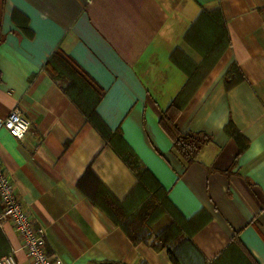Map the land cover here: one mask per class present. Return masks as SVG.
Wrapping results in <instances>:
<instances>
[{
	"label": "crops",
	"instance_id": "1",
	"mask_svg": "<svg viewBox=\"0 0 264 264\" xmlns=\"http://www.w3.org/2000/svg\"><path fill=\"white\" fill-rule=\"evenodd\" d=\"M213 9L230 44L183 91L181 63L204 59L184 36ZM57 49L104 89L96 125L47 70ZM234 61L246 78L226 88ZM179 96V129L212 136L188 166L160 120ZM13 109L31 125L22 138L0 129V160L44 226L53 264H175L169 247L176 264H187L179 237L200 251L203 259L187 247L196 264L235 237L264 264V0H0V118ZM230 120L248 140L241 154L225 131ZM120 145L148 170L135 174ZM149 197L171 210L156 211ZM202 210L205 221L176 222ZM143 226L151 237L134 240L131 231ZM21 244L14 225L0 222V258L12 251L18 264H31Z\"/></svg>",
	"mask_w": 264,
	"mask_h": 264
},
{
	"label": "trees",
	"instance_id": "2",
	"mask_svg": "<svg viewBox=\"0 0 264 264\" xmlns=\"http://www.w3.org/2000/svg\"><path fill=\"white\" fill-rule=\"evenodd\" d=\"M184 39L190 42L197 50L203 54L204 59L201 63H193L191 65L181 66L186 71L188 78L182 90H187L190 87H194V82L200 84V74L203 70H207L209 67L214 65L218 58L221 56L223 51L230 44V38L228 29L226 26V21L219 9L213 10H203L192 27L186 32ZM187 60H189L186 57ZM47 70L53 75L54 78L58 79L63 90L81 107L84 114L96 125V106L99 102L104 89L92 78V76L87 73L77 61L68 53L62 51L61 49L55 50L48 58L45 64ZM246 76L239 66V64L234 61L226 69L223 75V81L226 88H232L239 82L245 80ZM184 103L182 96H179L171 103V105L163 111L161 117V124L172 136V151L182 158L185 162V166H188L193 162L201 148L212 141V136L203 131L195 132H183L179 129L176 118L181 112V104ZM225 131L237 142L239 146L238 153L241 154L248 147V140L243 135V133L237 128L233 121H229L225 126ZM122 137V136H121ZM116 148V147H115ZM121 149L116 148L115 150L119 153L121 158L127 165L137 174L141 176L142 173L146 172L148 168L141 162L135 152L127 146ZM235 159V163L236 164ZM150 200L157 206L156 211L166 210L170 211L168 207V202H155L152 197ZM168 199V198H167ZM171 204V203H170ZM172 206V204H171ZM181 224L192 223L196 220L205 221L209 218V215L202 210L191 219L187 220L183 217H179ZM150 224L149 221L145 225ZM144 229L138 231H131L134 240H145L148 241L151 237V229L144 227ZM176 238L179 247V253L189 260L187 264H192L195 260H190V253L187 247L192 251L195 249L193 256L203 259L200 251L194 247L193 242L190 238L179 237ZM162 241V240H160ZM152 245L158 247V244L151 241ZM10 251L7 254H10ZM169 252L171 253V258L174 260L175 264L178 262V252H173L172 248L169 247ZM173 254V255H172ZM6 255V254H5ZM205 264V263H204ZM207 264H258L257 261L252 257V255L243 249L238 238H233L228 247L219 256L215 257L210 263Z\"/></svg>",
	"mask_w": 264,
	"mask_h": 264
},
{
	"label": "built area",
	"instance_id": "3",
	"mask_svg": "<svg viewBox=\"0 0 264 264\" xmlns=\"http://www.w3.org/2000/svg\"><path fill=\"white\" fill-rule=\"evenodd\" d=\"M31 125L30 120L13 109L0 118V129L6 128L13 136L22 138ZM0 198L3 209L0 222L10 221L18 232L21 245L31 264H53L46 251V231L38 224L32 212L24 206L16 193L14 182L0 160ZM0 264H18L13 253L0 258Z\"/></svg>",
	"mask_w": 264,
	"mask_h": 264
}]
</instances>
